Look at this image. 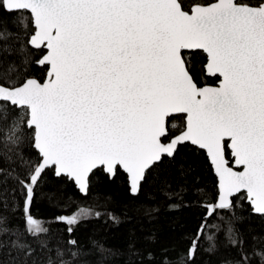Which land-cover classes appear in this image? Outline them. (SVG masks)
<instances>
[{
    "label": "snow or ice",
    "instance_id": "snow-or-ice-1",
    "mask_svg": "<svg viewBox=\"0 0 264 264\" xmlns=\"http://www.w3.org/2000/svg\"><path fill=\"white\" fill-rule=\"evenodd\" d=\"M49 178L79 201L38 211ZM100 182L130 203L84 204ZM161 208L191 212L190 231L161 243L132 228L119 247L78 235ZM252 219L264 0H0V264H264Z\"/></svg>",
    "mask_w": 264,
    "mask_h": 264
},
{
    "label": "trees",
    "instance_id": "trees-1",
    "mask_svg": "<svg viewBox=\"0 0 264 264\" xmlns=\"http://www.w3.org/2000/svg\"><path fill=\"white\" fill-rule=\"evenodd\" d=\"M67 197H72L77 201L80 199L79 194L73 189L65 188L59 185L54 178H49L38 211L47 214L54 210L53 206L57 201L64 200ZM97 197L100 202H103L105 198L110 199L111 207L118 213L123 210L126 204L130 203L120 182L116 184L97 183L93 190V197H90L84 204H94ZM141 199H144V197H141ZM193 222V214L189 211L161 208L159 218L151 222L147 219H140L139 221L133 220L131 223H124L121 226L107 225L103 222H90L81 227L78 235L84 240L91 238L113 247H119L129 229L135 228L138 235L142 232L155 231L159 234L161 243H170L182 235L183 232L190 231ZM181 225L184 227L181 228ZM244 228L250 233H259L264 230V222L259 219H252L244 224ZM198 264H218V257L202 254Z\"/></svg>",
    "mask_w": 264,
    "mask_h": 264
}]
</instances>
